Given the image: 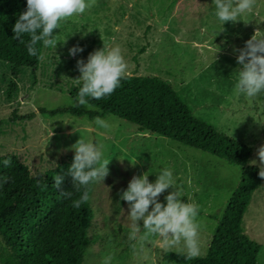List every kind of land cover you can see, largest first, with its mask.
I'll use <instances>...</instances> for the list:
<instances>
[{"label": "rangeland", "instance_id": "obj_1", "mask_svg": "<svg viewBox=\"0 0 264 264\" xmlns=\"http://www.w3.org/2000/svg\"><path fill=\"white\" fill-rule=\"evenodd\" d=\"M90 6L60 22L54 30L57 47L43 46V59L35 69L22 67L17 90L7 97L11 82L9 64L0 60V119L11 112L34 117L23 123L0 125V155L14 153L32 174H43L66 155L81 136L102 145L108 175L93 182L89 203L94 211L91 240L82 264H176L163 253H183L180 247L166 250L159 237L135 242L128 239V204L118 193L126 190L134 175L147 173L155 182L164 167L173 172L175 186L184 202L199 206L200 243L204 256L216 224L238 183L242 167L208 152L165 136L139 129L136 124L107 113L102 119L112 127L103 129L88 115H49L39 108L76 106L81 73L77 61L97 49L120 47L127 62L126 74L157 76L168 81L192 114L217 130L252 147L248 164L264 144V93L253 98L234 91L237 64L235 49L264 36V0H256L250 12L236 22H222L213 0H86ZM84 49L75 57L69 50ZM78 107V106H76ZM80 108L88 109L86 106ZM96 108L88 109L94 110ZM253 164V165H257ZM159 200L166 205L165 196ZM141 226L143 222H140ZM245 234L261 244L257 264H264V179L253 191L241 221ZM136 244L133 249L132 244Z\"/></svg>", "mask_w": 264, "mask_h": 264}, {"label": "trees", "instance_id": "obj_2", "mask_svg": "<svg viewBox=\"0 0 264 264\" xmlns=\"http://www.w3.org/2000/svg\"><path fill=\"white\" fill-rule=\"evenodd\" d=\"M27 0H0V60L9 64L11 82L7 97L17 90L22 67L35 69L42 54L39 42L37 56L28 54L25 44L13 39V26L19 14L26 11ZM26 42L30 39L22 37ZM94 110L76 106L39 108V112L55 115L70 113L89 118L107 113L187 146L200 149L240 167L237 185L216 224L204 256L187 260L183 253L166 251L163 258L176 264H257L261 244L248 237L241 225L243 214L253 191L260 182L259 167L248 164L252 147L217 130L212 124L194 116L170 83L157 76L126 74L120 86L110 96L89 98ZM30 111L20 115L16 109L0 125L20 122L34 117ZM75 153L66 155L43 174H32L29 166L14 153L0 155V264H82L86 247L98 238L89 230L94 211L89 203L79 209L72 201L84 191L73 187L66 175ZM11 160L5 167L4 160ZM65 176L62 190L70 191L71 198L61 196L55 189L54 175ZM39 182V183H38ZM93 182L87 186L90 194Z\"/></svg>", "mask_w": 264, "mask_h": 264}, {"label": "clouds", "instance_id": "obj_3", "mask_svg": "<svg viewBox=\"0 0 264 264\" xmlns=\"http://www.w3.org/2000/svg\"><path fill=\"white\" fill-rule=\"evenodd\" d=\"M256 0H213L215 14L224 23L236 22L241 14L250 12ZM90 5L86 0H27L26 11L19 14L13 26V39L25 44L30 56H37L36 45L43 43L45 48L57 47L54 30L60 29V22L78 14H83ZM29 36L26 42L22 37ZM84 49L79 45L72 47L69 54L73 57ZM237 53L236 83L234 91L237 95L253 98L264 93V36H257L245 42V47L235 49ZM43 59V56H39ZM77 69L81 75L75 79L82 81L79 87L76 106H86L92 109L94 105L90 99L99 100L110 96L120 86L126 76L128 65L122 55L121 48L104 46L91 52L84 59L77 61ZM95 124L103 129H110L109 120L97 116ZM103 146L86 141L82 136L71 146L74 151L73 163L66 175L72 179L73 187L79 191L84 189L79 199L72 201V207L79 209L90 199L87 186L96 181H102L108 175V160L103 159ZM256 160L251 161L259 167V176L264 179V144L256 149ZM5 167L11 165V160H4ZM55 189L61 196L71 198L70 191L62 190L65 176L54 175ZM8 182L3 177L0 186ZM39 183V182H38ZM170 187L175 190L165 196L166 205L160 202L159 197ZM120 199L127 202V219L130 222L128 239L130 241H145L148 237H159L160 244L166 250L181 248L185 259L193 260L201 255L200 224L197 221L199 206L195 202H184L181 191L175 186L173 172L164 167L157 174L155 182L149 180V175H134L126 190L118 193ZM143 222L142 226L140 222ZM133 249L136 244H132ZM112 257H106L103 264H110Z\"/></svg>", "mask_w": 264, "mask_h": 264}]
</instances>
